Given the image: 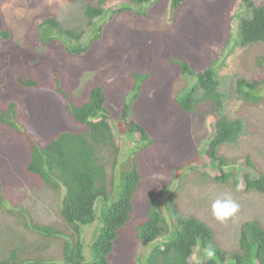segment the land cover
Segmentation results:
<instances>
[{"label": "rangeland", "instance_id": "1", "mask_svg": "<svg viewBox=\"0 0 264 264\" xmlns=\"http://www.w3.org/2000/svg\"><path fill=\"white\" fill-rule=\"evenodd\" d=\"M128 1L107 0V13L96 19L97 26L104 27V37L87 52L73 55L66 47L74 44L60 37L44 44L36 27L47 17L58 18L67 28L86 26L83 1L0 0V24L11 33L8 39L0 37V112L8 104L17 105L16 127H0V257L21 245V260L66 264L64 241L73 233L61 207L66 190L48 188L26 166L36 142L48 145L61 131H85L69 109L87 103L96 86H102L107 96L105 106L111 111L120 162L125 160L126 170L136 162L142 175L132 217L115 240L112 264H143L157 243L161 246L171 239L172 231L153 244L138 236L152 195L158 198L157 208L171 230L169 209L194 214L213 230V245L229 252L239 248L244 223L258 218L264 226V193L216 180L219 169L208 157L215 136L213 103H202L194 114L178 104L184 87L196 82L182 72V62L200 70L217 57L225 58L219 71L228 93L225 112L242 117L246 129L238 143L221 147L220 154L229 162L224 168L257 177L247 165L249 155L264 173V87L256 104L243 103L231 91L236 77H264V43L231 46L238 40L239 20L232 15L240 0H185L174 10L170 0H153L140 7ZM124 7L126 11H118ZM91 37L89 33L85 40ZM18 78L39 84L24 87ZM133 119L150 133L151 141L128 131ZM120 191L115 187L116 195ZM226 195L240 207L233 217L221 221L211 205ZM103 207L98 202L95 222L83 229L90 262L95 260L92 239L103 229ZM25 216L29 217L26 223ZM31 216L40 226L54 224L59 234L34 229ZM212 256L199 244L191 260Z\"/></svg>", "mask_w": 264, "mask_h": 264}, {"label": "trees", "instance_id": "2", "mask_svg": "<svg viewBox=\"0 0 264 264\" xmlns=\"http://www.w3.org/2000/svg\"><path fill=\"white\" fill-rule=\"evenodd\" d=\"M81 1L84 3L86 26L67 28L58 18L47 17L36 27L39 40L48 44L56 37L65 39L74 44L66 47L67 52L73 55L87 52L94 42L101 40L105 31L103 26H97L96 19L104 17L107 13V0ZM152 1L129 0L128 5L140 7L149 5ZM170 1L174 10L185 0ZM237 7L232 17L239 20L238 40L231 46L248 47L264 43V0L261 3L240 0ZM122 9L126 8L118 11L127 10ZM89 33L92 40L88 42L85 37ZM10 34V31L3 29L0 24V37L8 39ZM225 63V58L217 57L208 66L197 70L189 63L182 62V72L196 78V82L184 87L178 104L184 112L194 114L202 103H213L212 116L216 117L215 136L208 157L213 166L219 169L216 180L237 187L244 185L246 191L264 193V173L256 168L249 155L245 157L247 165L257 177H252L249 172L243 177L237 170L224 168L229 162L220 154L221 147L238 143L246 129V122L242 117H231L225 112L228 93L223 88L219 73ZM17 81L24 87L39 84L35 79L18 78ZM232 86L231 91L239 100L256 104L260 101L259 92L264 87V77L253 80L236 77ZM106 103L104 88L96 86L87 103L69 109L75 122L85 126V131H61L48 145L36 142L32 145L31 160L26 166L27 170L36 174L48 188L60 191L64 187L66 190L62 199V213L73 229L71 238L64 241L63 259L66 264H112L111 255L115 240L119 231L130 221L135 209L134 197L142 175L136 162L131 164L130 170H126L125 160L120 162V146L110 120L111 111L105 106ZM16 108L17 105L13 102L0 112L1 129L16 127ZM128 127L130 133L139 134L142 140L151 141L153 138L136 119L130 121ZM108 150L109 154L105 155ZM118 172L120 176L117 177ZM115 177L119 180L115 181ZM110 185L114 186V189L120 188V193L116 195ZM100 201L104 205L103 229L92 239L95 260L90 262L85 255L83 229L84 226L95 222L96 208ZM149 202L148 217L145 225L139 230V238L144 243L153 244L169 235L171 231L173 234L163 245L159 246L157 243L143 264H264V226L258 218L242 225L239 248L229 252L213 245V230L198 216L180 213L177 208L169 209L172 218L171 230L167 217L160 207V210L157 208V205H160L158 198L152 195ZM170 203L172 206L175 202ZM28 218L24 219L25 223ZM31 218L36 222L33 216ZM40 224L41 222L34 223V229L51 235L59 234L54 224ZM199 244L204 250L212 252L213 256L194 262L191 258ZM21 250V245L12 247L0 257V264H56L44 259L21 260Z\"/></svg>", "mask_w": 264, "mask_h": 264}, {"label": "clouds", "instance_id": "3", "mask_svg": "<svg viewBox=\"0 0 264 264\" xmlns=\"http://www.w3.org/2000/svg\"><path fill=\"white\" fill-rule=\"evenodd\" d=\"M239 207V204L227 195L223 198H217L211 205L213 214L221 221L233 217L239 211Z\"/></svg>", "mask_w": 264, "mask_h": 264}]
</instances>
